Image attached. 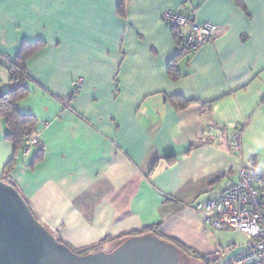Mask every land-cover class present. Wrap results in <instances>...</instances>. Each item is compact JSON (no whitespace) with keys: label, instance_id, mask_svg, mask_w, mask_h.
<instances>
[{"label":"crops","instance_id":"obj_1","mask_svg":"<svg viewBox=\"0 0 264 264\" xmlns=\"http://www.w3.org/2000/svg\"><path fill=\"white\" fill-rule=\"evenodd\" d=\"M165 10L193 11L220 32L180 57ZM123 13L119 0H0V57L45 44L28 59L30 93L17 104L36 120L42 158L19 155L7 180L76 251H110L119 243L106 238L158 224L218 264L237 257L250 238L214 230L193 207L237 182L242 164L264 172V0H126ZM10 78L0 66L2 90ZM8 130L0 112V178L15 151Z\"/></svg>","mask_w":264,"mask_h":264},{"label":"water","instance_id":"obj_2","mask_svg":"<svg viewBox=\"0 0 264 264\" xmlns=\"http://www.w3.org/2000/svg\"><path fill=\"white\" fill-rule=\"evenodd\" d=\"M178 247L153 234L132 236L110 251L78 254L34 215L23 194L0 179V264H182Z\"/></svg>","mask_w":264,"mask_h":264},{"label":"built area","instance_id":"obj_3","mask_svg":"<svg viewBox=\"0 0 264 264\" xmlns=\"http://www.w3.org/2000/svg\"><path fill=\"white\" fill-rule=\"evenodd\" d=\"M162 20L173 26L187 27L190 30L185 45L195 51L218 36L220 27L212 22L200 24L196 14L165 10ZM10 56L0 58V64L9 65ZM77 80L70 102L80 87ZM3 90L0 85V96ZM247 122L237 128L232 136L231 151L241 153L243 137ZM40 143L38 136H31L26 141L25 154L29 156L33 148ZM238 181L225 188L215 198L197 203L193 209L204 217L207 226L214 230L236 231L247 235L250 242L246 250L239 256L220 264H264V172L249 169L243 164L238 171Z\"/></svg>","mask_w":264,"mask_h":264},{"label":"trees","instance_id":"obj_4","mask_svg":"<svg viewBox=\"0 0 264 264\" xmlns=\"http://www.w3.org/2000/svg\"><path fill=\"white\" fill-rule=\"evenodd\" d=\"M125 1L126 0H119V12L121 14H124L123 12H124ZM171 11L188 12L191 14H196L195 12L189 11V10H171ZM196 20L200 24L205 23V22H199L197 15H196ZM167 24H169V23H167ZM173 28L176 30L175 37H177V41L179 42V44L182 48V52H181L180 57L189 55L192 52H194L188 46L185 45V41L188 39V37L182 38L179 35V28H182V27L173 26ZM44 46H45V44L43 42H36V43L23 42L20 46L18 55H17L15 60L12 59V62L9 65L0 64V66L6 67L8 69V71L10 72V75H11V78L9 81V86L7 87L6 90H3V94L0 96V112L3 116V118L5 119V122L9 128L6 137L9 141H11L14 144V147H15L14 155L6 166V170L4 173V174H6V176H4L3 178H0V179L10 183L11 185H13L17 189H18V187L14 184V182L7 180V177L11 174L12 170L16 166L17 159H18L19 155H23L24 157H31L33 155L32 162H31V164H33V165L35 163H37L38 161H40L42 158V151L43 150L39 149V150H37L36 153L33 152L34 149L39 144L33 148L32 152L29 156H27L25 154L26 141L32 135V129L35 126L36 120H35L34 116H32V115L22 114L21 112H19V110L17 108V104L19 101L24 99L30 93V90L26 85L27 80H29V73H28V69H27L28 59L35 52H37L38 50H40ZM3 56H7V55H3ZM3 56H1V57H3ZM174 60L176 61V59H174ZM174 60L169 65V75L172 79H178L180 77V73L177 71L176 66L173 64ZM169 99L172 100L173 102H175V104L179 105V107L181 109H184L188 106V101H186L182 96H174V97H171ZM243 124L239 125V127H241ZM243 140H244V137H243ZM169 159H170V157H169ZM32 212H33V210H32ZM34 215H35V213H34ZM160 227L161 226L158 224L157 225H150V226H147V227H145L139 231L125 233V234L119 235L117 237H108L102 243L108 242V241H116L117 243H120L123 240L130 238L132 236L143 235V234H153V235H156V236H158V237H160L166 241H169V242L175 244L178 247L181 256H182V254H185L188 256V258H195V259L203 261L204 264H218L217 259H213V257H211V256L201 255V254L193 251L189 247H187L185 244H183L179 240L167 236L166 234L163 233V231L161 230ZM55 237L60 242L65 243L61 238L57 237L56 235H55ZM72 250L78 254L84 255V254L91 253V252H97V251H100L102 249L100 248V245H97V246L91 247L89 249L87 248V249H84L81 251H76L74 249H72ZM181 259H182V257H181Z\"/></svg>","mask_w":264,"mask_h":264},{"label":"rangeland","instance_id":"obj_5","mask_svg":"<svg viewBox=\"0 0 264 264\" xmlns=\"http://www.w3.org/2000/svg\"><path fill=\"white\" fill-rule=\"evenodd\" d=\"M7 85L9 86V84H7ZM47 229L55 236V233H53L49 228H47ZM181 262H182V264H204L203 261L195 259V258H188V256L185 254H182Z\"/></svg>","mask_w":264,"mask_h":264}]
</instances>
